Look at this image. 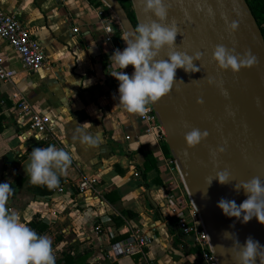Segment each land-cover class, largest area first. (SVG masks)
I'll list each match as a JSON object with an SVG mask.
<instances>
[{
    "label": "crops",
    "instance_id": "1",
    "mask_svg": "<svg viewBox=\"0 0 264 264\" xmlns=\"http://www.w3.org/2000/svg\"><path fill=\"white\" fill-rule=\"evenodd\" d=\"M98 6L89 0H0V9L29 28L47 58L41 71L29 74L18 55L0 42L4 66L17 73L11 83L0 85V183L8 182L14 189L7 207L51 239L56 264H75L73 259L86 264H143L144 257L158 264H200L197 253L167 221L173 220V207L186 210L189 197L180 175L167 165L166 151L128 147L124 139L140 135L146 125L118 102L119 82L109 73L115 70L109 61L113 52L104 42L103 21L94 11ZM117 42L120 46L119 38ZM123 71L131 75L134 69L130 65ZM20 98L52 118L53 141L19 138L29 121V114L18 115L14 108ZM85 122L87 132L102 135L98 148L73 138L76 127ZM50 145L72 156L62 184L74 190L79 181L95 179L104 207L89 197L78 200L74 193L52 195L47 187L29 182L23 166L30 149ZM95 222L99 232L93 231ZM136 228L148 239L144 257L110 260L109 247L127 240Z\"/></svg>",
    "mask_w": 264,
    "mask_h": 264
},
{
    "label": "water",
    "instance_id": "2",
    "mask_svg": "<svg viewBox=\"0 0 264 264\" xmlns=\"http://www.w3.org/2000/svg\"><path fill=\"white\" fill-rule=\"evenodd\" d=\"M102 1L115 13L124 33L134 30L117 0ZM130 3L136 25L155 19L151 13L143 12L141 0ZM165 3L169 7L167 23L174 20L180 30L175 50L190 56L200 52L202 58L193 61L200 69L198 72L177 69L170 94L149 106L177 164L187 195L201 217L214 256L219 264H235L230 252L232 241L223 240V232H234L241 244L251 236L264 245V224L256 218L243 223L242 219L224 215L217 207L221 198L234 200L237 205L247 198L243 190L234 191L236 182L256 176L264 180V39L245 0H165ZM209 7L213 11L211 16ZM225 17L229 23L238 21L235 33L227 31ZM221 44L241 55L250 49L258 63L235 74L220 70L212 54L214 47ZM169 51L163 48L157 59L166 60ZM210 77L215 80L211 85ZM199 99L203 104L197 103ZM193 128L207 130L209 135L196 147L188 148L184 136ZM219 148L224 151L219 152ZM224 170L231 174L232 182L221 185L214 178L218 171ZM146 196L150 200L149 192ZM220 244L225 248H219Z\"/></svg>",
    "mask_w": 264,
    "mask_h": 264
},
{
    "label": "clouds",
    "instance_id": "3",
    "mask_svg": "<svg viewBox=\"0 0 264 264\" xmlns=\"http://www.w3.org/2000/svg\"><path fill=\"white\" fill-rule=\"evenodd\" d=\"M141 2L143 12L146 15L151 13L155 19L140 23L133 31L126 32L121 37L126 47L123 51L116 49L109 57L110 68L115 69L109 73L119 82L118 102L128 113L138 115H143L149 110V105L170 94L176 83L177 69L182 68L187 73L198 72L200 69L193 61L202 58L200 52L190 56L186 52L175 50L180 30L174 20L167 23L169 7L165 0ZM208 15H213L211 7L208 8ZM225 22L230 34L238 30V21L229 23L225 17ZM165 47L170 49L167 59H157ZM212 60L220 70H230L234 74L258 63L250 49L241 55L234 48H227L222 44L214 47ZM130 65L134 69L131 75L123 71ZM180 82L184 83L182 80ZM208 83L211 85L215 80L210 77ZM222 94L228 95L223 89ZM197 103L203 104V100L199 99ZM80 125L82 127H76L73 138L78 139L82 145L98 148L103 143L102 135L99 132L95 135L87 132V122ZM208 135L207 130L193 128L185 134L184 140L188 148H194ZM218 151L223 152L224 148H219ZM71 163L72 156L69 152L50 145L32 148L29 161L23 167L32 185L54 190L60 186V178L66 174ZM214 179L221 185L232 182L227 170L218 171ZM212 181L213 179L209 181L208 187ZM241 190L247 196L242 203L237 205L234 200L221 198L217 207L224 215L242 219L243 223L256 218L259 223L264 224V180L256 176L248 181L236 182L234 191L239 193ZM13 195L14 189L10 183H0V264H56L51 239L47 235L38 234L22 221L18 212L7 207ZM221 238L232 241L230 252L235 264H256L257 260L259 264H264V245L253 237L248 236L241 244L234 232L225 231ZM218 247L225 248L223 244Z\"/></svg>",
    "mask_w": 264,
    "mask_h": 264
},
{
    "label": "built area",
    "instance_id": "4",
    "mask_svg": "<svg viewBox=\"0 0 264 264\" xmlns=\"http://www.w3.org/2000/svg\"><path fill=\"white\" fill-rule=\"evenodd\" d=\"M100 7H95L94 11L103 21L104 42L111 46V51L116 49L122 51L126 44L121 39L125 34L122 30L119 20L111 8L102 0ZM77 29H73V33H77ZM119 38L120 46L117 42ZM0 42L6 43L11 50L18 55L19 60L24 70L29 74H35L41 71L46 63L47 58L43 47L34 38L33 34L22 21L14 16L9 15L0 9ZM17 73L10 68L4 66L3 60L0 57V85L11 83ZM3 104L0 101V107ZM18 115L29 114V121L25 126V130L19 134V138L27 142L33 140L35 142L54 140L52 118L40 112H36L33 107L25 100L18 99L14 104ZM142 123L146 125L145 130L138 136L131 138L125 136V140L129 142V146L135 145L139 148L155 147L161 149L164 137L160 126L157 123L156 116L149 106V110L139 116ZM167 165L174 169L178 174V168L175 160L171 157L167 160ZM138 174L135 172V176ZM70 191V192H69ZM75 194L79 199L89 197L96 206L104 207L105 200L96 189L95 179H83L79 181L74 190L68 189L67 186L60 184L54 190H51L52 195ZM187 193V192H186ZM78 202V201H77ZM11 210V208H9ZM171 217L174 220V226L179 234L187 240L188 248L197 253L200 264H219L214 256L213 249L210 243L209 236L202 223L198 211L193 206L189 199V204L186 210L180 207L171 209ZM93 231L99 232V226L94 223ZM148 245V239L143 230L136 228L131 231L129 238L123 242L115 243L109 247V259L116 260L121 256L130 257L133 255H141L144 257V249ZM143 264H158L144 257Z\"/></svg>",
    "mask_w": 264,
    "mask_h": 264
},
{
    "label": "trees",
    "instance_id": "5",
    "mask_svg": "<svg viewBox=\"0 0 264 264\" xmlns=\"http://www.w3.org/2000/svg\"><path fill=\"white\" fill-rule=\"evenodd\" d=\"M117 1L124 8V10L127 13L129 19L133 23L134 27H136L137 25H136L135 18H134V15H133V11H132L130 0H117ZM89 2L91 4H93V5H95V6L100 5L98 0H89ZM245 2L248 5L249 10H250L253 18L255 19V22H256L258 28L260 29V32H261L262 37L264 39V0H245ZM2 120H3V118L0 116V131H1V122H2ZM162 147L166 151V156L171 158L170 153L168 151V148H167V146H166V144L164 142L162 144ZM31 150L32 149H30V152H31ZM140 174L144 178V173H140ZM60 184H62V181H60ZM49 191L51 193V190H49ZM126 215H132V214H130L129 212H126ZM167 221H168V224L171 227L174 226V220L168 219ZM71 263L86 264L85 262H77L74 259L71 261Z\"/></svg>",
    "mask_w": 264,
    "mask_h": 264
}]
</instances>
